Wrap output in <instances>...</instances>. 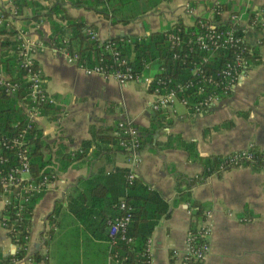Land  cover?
<instances>
[{
  "label": "crops",
  "instance_id": "crops-1",
  "mask_svg": "<svg viewBox=\"0 0 264 264\" xmlns=\"http://www.w3.org/2000/svg\"><path fill=\"white\" fill-rule=\"evenodd\" d=\"M27 1L33 2L42 15L55 3L54 0ZM215 4L229 6L228 14L221 13V21L227 23L232 12L239 16L237 25L245 31L244 41L249 48H254L258 59L250 62L245 77L213 108L193 115L174 103L164 112L162 127L151 137L144 136L135 178L169 204L168 217L157 222L148 238L149 264L180 263L191 219L184 204L172 205L176 197L174 179L177 174L194 178L202 171V166L189 161L185 152L159 149L156 144L165 143L168 136H179L186 142L195 143L198 155L220 158L249 144L264 150V0H168L126 25L110 24L90 10L63 6L69 18L92 27L90 30L96 34L97 40L105 42L119 37L140 39L152 32L166 31L177 21L190 26L200 17L212 19L211 6ZM9 5L7 0H0V8ZM24 12L27 16L31 14L29 9ZM54 17L51 20L61 26L63 22ZM251 21H256L258 30L250 26ZM23 25L26 28L20 27ZM16 26L43 45L33 60L43 80V88L54 100L57 111L55 118H50L47 113L40 114L34 123L51 155L58 149L67 153L78 151L84 142H89L92 147L94 141L90 140V133L93 130L107 129L108 134L114 135L120 121L141 130L156 119L149 108L153 98L144 83L131 82L121 86L111 79L87 76L75 65L67 64L63 56L51 52L48 47L52 44L53 26L46 17L34 23H24L20 18ZM154 72L144 71L142 77L152 76ZM227 122L229 126H221ZM125 168L124 154L113 152L92 159L89 164L75 163L59 173L32 209L27 256L39 251L46 255V264H55V239L64 228H57L49 246H43L47 239L45 232L49 229L46 217L55 203H60L73 187H79L78 180L97 170L107 173ZM190 196L205 204L209 212L205 220L209 227L208 253L203 264H264V170L243 166L219 176L210 175L192 188ZM59 215H66V220L70 221L64 204ZM12 250L14 247L0 226V259L11 255ZM13 264L30 263L22 260Z\"/></svg>",
  "mask_w": 264,
  "mask_h": 264
},
{
  "label": "trees",
  "instance_id": "trees-1",
  "mask_svg": "<svg viewBox=\"0 0 264 264\" xmlns=\"http://www.w3.org/2000/svg\"><path fill=\"white\" fill-rule=\"evenodd\" d=\"M7 1L19 16L18 22L21 18L24 23H34L38 22L41 17H46L53 26L51 32L53 39L50 40L52 43L59 44L65 40L67 53L77 55L79 63L84 67L89 68L99 64L107 70L115 68L113 59L109 54L101 51L102 45L98 40H91L86 35L85 31L92 27L69 18L63 6L90 10L98 18L110 24L126 25L163 2V0H54L55 3L42 15V12L37 11L35 4L31 1ZM27 9L31 10L30 16L25 15L24 11ZM211 10L216 30L233 28L237 37L245 36L241 27L220 20L221 13L229 10L228 4H215L211 6ZM52 16L62 21L63 24L56 25L51 20ZM201 19L206 20L205 17ZM20 27L26 28L24 25ZM254 30H258L256 23ZM203 31L196 22L186 26L177 21L166 31L152 32L134 41L128 39L129 43L126 37L114 38L109 42L115 44L119 56L129 61L135 73L143 74L146 69L155 70L153 77L166 82L167 88L175 91L177 99H186L188 106H191L199 102L211 90V86L202 83L199 76L214 78L215 74L230 60L231 50L227 48L219 49L210 55L198 50L194 40ZM16 34L17 31L13 25L8 28L0 27V74L17 84L16 90L10 95L0 88V138L10 139L18 135L23 137L28 148L30 178L35 183L43 180L53 182L59 173L65 172L75 163L89 164L92 159L104 157L113 152L123 154L121 148L118 147V141L125 138L116 134H108L107 129H98L90 133V140L94 141L92 147L89 146V142H84L78 151L67 153L64 149H58L54 155H51L48 145L41 139L39 128L26 114L29 108L28 84L18 65ZM170 36L178 38L177 46L171 45ZM249 51L243 56L250 64L258 57L254 48H249ZM205 57L207 61L202 63L201 59ZM34 68L37 69L35 63ZM195 68L200 71L198 75L193 72ZM198 82L204 87V93L201 95L195 93V85ZM188 83H192L195 87L181 91L175 89L176 85L184 86ZM154 86L153 83L147 87L148 94ZM56 111L54 105L38 107L39 115L47 113L50 114V118H55ZM154 113L156 119L150 122L146 129H136L139 133L141 147L145 138L151 137L164 123L165 113L163 111ZM229 125L230 123L227 122L221 126ZM106 145L109 148H106ZM155 146L159 149H179L186 153L189 161L202 166L201 173L194 178L177 174L174 179L176 197L172 205L182 203L187 207L191 218L189 230L196 233L199 221L203 219L208 210L205 204L191 198L192 188L201 184L206 177L219 176L229 169L219 170L217 164L220 157L198 155L195 143L186 142L179 136H168L165 143ZM1 155L7 158V163L0 165V172L5 173L15 160L10 151L3 150ZM243 166L260 168L259 165L244 164ZM126 175V169H116L107 173L97 170L88 177L78 180L79 187H73L60 203H55L53 210L46 217L49 229L45 232L47 239L43 243L44 248H47L55 230L64 228L59 231L61 233L55 239V264H82V261L83 264H149L146 243L157 222L168 217L169 204L157 192L148 189L136 178L129 184ZM41 194L34 195L29 201L24 216L13 227L14 231L6 232L15 249L12 255L1 258L0 264H13L26 259L30 264L47 263L46 255H42L39 251H34L29 256L26 253L27 239L25 238L28 237L31 212ZM119 199H122L130 208V221L125 231L126 237L131 240L128 244L120 241L117 235H109V226L112 221L123 215V212L117 208ZM63 204L70 221L66 220V215H61V217L59 215ZM5 210L6 215L13 218L12 207L6 206Z\"/></svg>",
  "mask_w": 264,
  "mask_h": 264
},
{
  "label": "built area",
  "instance_id": "built-area-1",
  "mask_svg": "<svg viewBox=\"0 0 264 264\" xmlns=\"http://www.w3.org/2000/svg\"><path fill=\"white\" fill-rule=\"evenodd\" d=\"M18 19L19 16L10 5L1 8L0 27L8 28L13 25L17 31L15 35L16 56L18 58L19 68L23 71L24 79L28 84L27 93L29 108L26 110V114L30 120L34 121V119L39 116L38 107L41 105H54V100L45 92L40 72L38 69L34 68V55L37 50L42 49L43 45L32 40L23 29L16 26ZM238 21V15H229L228 23L233 26H238ZM194 22L204 30L203 33L198 35L194 40L199 51H203L210 55L219 49L227 48L231 50V53L230 60L223 65L215 74L214 78L199 76L202 83L211 86V90L199 102L191 106H188V101L186 99H177L175 91L167 88L166 82L155 79L153 77L155 72L152 76L144 78L142 77L143 74L135 73L133 68L129 65V61L124 57H120L119 51L115 49V44L109 41L100 43L102 45L101 51L109 54L113 59L115 68L112 70L104 69L99 64H95L89 68L86 66L84 67L79 63L77 55H70L67 53L65 40H62L59 44L52 43L48 49L53 53L63 56L67 64L75 65L78 70L82 71L87 76L96 75L105 80L111 79L121 86L131 82H142L146 85V89L154 83L155 86L151 88L150 92L153 102L149 106L152 112H166L171 109L174 103H178L188 109L191 114L197 115L213 108L218 102L225 99L231 89L245 77L250 64L243 55L247 53V51H250L244 41V37H237L234 34L233 28L216 30L212 19L202 20L201 17L195 19ZM251 22L250 26L254 27L256 22ZM242 32L245 33L243 28ZM85 33L91 40H97V36L92 30L88 29ZM128 39L134 41V39L127 38L128 43ZM169 40L172 46H177L179 44V40L175 36H170ZM206 61V57L201 59L202 63H206ZM146 71L149 70L146 69ZM193 72L198 75L200 71L198 68H195ZM195 86H193L192 83H188L184 86L176 85L175 89L181 91L195 87V93L197 95L204 93V87L200 86L199 82L196 83ZM0 88H2L7 95H10L16 90L17 84L12 83L6 76L0 74ZM165 88H167V90H165ZM115 134L125 138L118 141V147L121 148L125 156V169L127 170L126 180L130 184L135 179L134 171L140 163L141 146L139 133L133 125L125 121H120L116 125ZM3 150L10 151L15 161L5 173L0 172V226L5 232H12L14 231V225L18 224L24 216L27 210V204L32 197L43 193L50 182L43 180L35 183L30 178L27 159L28 148L21 135L10 139L0 138V165L7 163V158L1 155ZM244 164L259 165L260 168L264 170V152L249 144L240 151L221 157L217 164V168L221 171L226 169L231 170L243 167ZM9 205L13 209V218H9L5 213L7 212L5 207ZM117 208L123 212V215L112 221L109 226V235H117L120 241L128 244L131 240L126 237L125 231L130 221V208L126 206L122 199H119ZM187 213L190 215L188 209ZM208 214V211L205 212L203 219L199 221L197 227L198 231L196 233L190 230L187 231L184 241L185 251L180 258L179 264H203L208 253L209 227L205 224ZM147 246L148 240L146 243V250L148 252ZM23 261L28 262L29 260L26 259Z\"/></svg>",
  "mask_w": 264,
  "mask_h": 264
},
{
  "label": "water",
  "instance_id": "water-1",
  "mask_svg": "<svg viewBox=\"0 0 264 264\" xmlns=\"http://www.w3.org/2000/svg\"><path fill=\"white\" fill-rule=\"evenodd\" d=\"M14 253V251L12 250V251H10V254L12 255Z\"/></svg>",
  "mask_w": 264,
  "mask_h": 264
},
{
  "label": "rangeland",
  "instance_id": "rangeland-1",
  "mask_svg": "<svg viewBox=\"0 0 264 264\" xmlns=\"http://www.w3.org/2000/svg\"><path fill=\"white\" fill-rule=\"evenodd\" d=\"M225 14H228L227 12H225ZM256 26H257V24H256ZM176 107H177V105H175Z\"/></svg>",
  "mask_w": 264,
  "mask_h": 264
}]
</instances>
